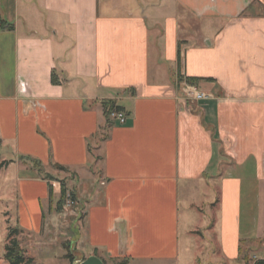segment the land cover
<instances>
[{
	"label": "crops",
	"instance_id": "1",
	"mask_svg": "<svg viewBox=\"0 0 264 264\" xmlns=\"http://www.w3.org/2000/svg\"><path fill=\"white\" fill-rule=\"evenodd\" d=\"M0 21L14 26L0 27V152L25 228L42 227L51 197L36 159L77 172L81 232L106 264L177 260L203 187L222 259L248 244L249 263L264 260L251 235L264 223V0H0ZM188 86L208 97L190 104ZM105 100L125 123L108 124Z\"/></svg>",
	"mask_w": 264,
	"mask_h": 264
},
{
	"label": "rangeland",
	"instance_id": "2",
	"mask_svg": "<svg viewBox=\"0 0 264 264\" xmlns=\"http://www.w3.org/2000/svg\"><path fill=\"white\" fill-rule=\"evenodd\" d=\"M179 90L190 104L197 102L193 95H189L185 91L184 87ZM190 91L193 92L192 87H190ZM94 154L96 164L99 165L100 153L95 152ZM97 156L99 157L97 158ZM7 158L0 152V264H9L5 259L6 246L11 245L14 239L17 240L25 254L28 257H33L37 264H81L89 256L97 255L88 247L86 237L81 232V219L85 214L86 202L78 200L75 194V186L78 183L77 172L67 168L66 170L60 169L52 164L41 166V176H50L48 181L52 186V195L43 202L42 227L37 231H32L25 228L19 221L18 204L28 202L25 196H22L19 184L15 179V167L8 168L10 164ZM32 163L25 164L31 165ZM81 180L83 182L84 177ZM64 188L66 193L63 196ZM263 188V185L258 187L262 191ZM203 190L204 194H207L206 187H203ZM204 194L200 200H197V205L202 207V211L199 209L189 210L186 222H183L186 212L185 210L182 212L179 258L168 262L145 261L140 264H252L248 261L222 259L216 235L207 230L213 219V211L210 204L207 203L211 193L207 196ZM262 212H264V207ZM262 220L264 222V216H262ZM243 225L244 228L248 226L245 221ZM257 230L259 233L251 234L252 237L264 236V223L260 224ZM246 246L248 244L244 245L243 252L246 250L248 256L252 257V253H249ZM253 259L252 257L249 260ZM123 260L125 259H117L118 262ZM108 264L114 263L110 261Z\"/></svg>",
	"mask_w": 264,
	"mask_h": 264
},
{
	"label": "trees",
	"instance_id": "3",
	"mask_svg": "<svg viewBox=\"0 0 264 264\" xmlns=\"http://www.w3.org/2000/svg\"><path fill=\"white\" fill-rule=\"evenodd\" d=\"M0 27L2 29H13L14 28V26L12 24H7V22H5V21H0ZM54 82H55V79H54ZM103 106H104V113H105V116L107 117L108 124L111 123V119H112L111 113L112 112H114V111H123V107L117 105L114 100H105V101H103ZM33 165H34L33 167L35 169H37V171L39 173H41L40 169L42 168L41 166L43 164L40 161L35 159V160H33ZM36 165H38V167H36ZM55 165L58 168H60V169H65L66 170L65 166H62V165H59V164H55ZM49 177L48 176H43V179L48 181ZM48 183H50V182L48 181ZM49 186H50V196H51L52 195V186H51V184H49ZM65 193H66V189L64 188L63 189V196H64ZM13 231L16 232V230H13ZM6 249H7V252L5 254V259L9 262V264H37L33 257H28L25 254V252L18 245V242L15 239L13 240L11 245L8 244L6 246ZM241 250H242V251H240L241 252L240 253L241 260L249 262V257L250 256H248V252L246 250L243 252V249H241ZM68 256H71V255H68ZM128 261H129V259L126 258L125 260L119 262L118 264H128ZM255 264H264V260H258Z\"/></svg>",
	"mask_w": 264,
	"mask_h": 264
},
{
	"label": "built area",
	"instance_id": "4",
	"mask_svg": "<svg viewBox=\"0 0 264 264\" xmlns=\"http://www.w3.org/2000/svg\"><path fill=\"white\" fill-rule=\"evenodd\" d=\"M190 87L193 88V92L190 91ZM185 91L187 93H189V95H193L194 96L193 98L197 101L202 100V99H206L208 97V94H206L205 92H203L201 90H197L196 87H194V86H188L187 88H185ZM111 117L115 120H118L120 123H125V121H126V116H125L124 112H122V111L112 112Z\"/></svg>",
	"mask_w": 264,
	"mask_h": 264
},
{
	"label": "water",
	"instance_id": "5",
	"mask_svg": "<svg viewBox=\"0 0 264 264\" xmlns=\"http://www.w3.org/2000/svg\"><path fill=\"white\" fill-rule=\"evenodd\" d=\"M81 264H105V263L97 255H91L87 259H85Z\"/></svg>",
	"mask_w": 264,
	"mask_h": 264
}]
</instances>
